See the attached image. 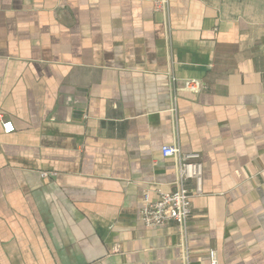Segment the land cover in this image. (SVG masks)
Masks as SVG:
<instances>
[{
	"label": "crops",
	"instance_id": "1",
	"mask_svg": "<svg viewBox=\"0 0 264 264\" xmlns=\"http://www.w3.org/2000/svg\"><path fill=\"white\" fill-rule=\"evenodd\" d=\"M159 2L0 0V264H264V0ZM175 143L186 234L140 217Z\"/></svg>",
	"mask_w": 264,
	"mask_h": 264
},
{
	"label": "built area",
	"instance_id": "2",
	"mask_svg": "<svg viewBox=\"0 0 264 264\" xmlns=\"http://www.w3.org/2000/svg\"><path fill=\"white\" fill-rule=\"evenodd\" d=\"M168 0H160L158 8H167ZM171 97L172 113L177 120V100L179 92L190 91L198 93L206 86L197 79H178L171 75ZM2 119V127L6 133L15 130L11 121ZM162 154L165 157H174L176 161L178 178L176 188L170 192H159L156 200H151L146 194L140 211L141 221L148 227L163 226L175 223L179 230L186 234L189 219L192 215V199L203 193V161L202 155L198 152H184L179 143L164 145ZM189 181H194L195 188L188 186ZM185 249L187 246L185 245ZM210 264H219L217 252L214 249L209 251Z\"/></svg>",
	"mask_w": 264,
	"mask_h": 264
}]
</instances>
